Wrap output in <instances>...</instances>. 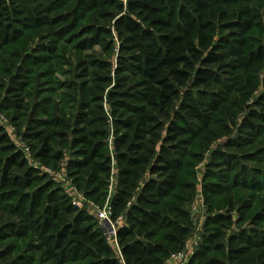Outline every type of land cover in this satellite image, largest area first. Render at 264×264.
I'll use <instances>...</instances> for the list:
<instances>
[{"label":"trees","instance_id":"trees-1","mask_svg":"<svg viewBox=\"0 0 264 264\" xmlns=\"http://www.w3.org/2000/svg\"><path fill=\"white\" fill-rule=\"evenodd\" d=\"M40 32L90 53L73 114L20 99L47 52H26ZM15 46L4 92L26 111L33 159L55 170L67 151L77 193L124 224L111 247L0 129V264H164L192 234L207 153V216L187 264H264V205L241 194L262 173L247 164L264 151V0H0V52Z\"/></svg>","mask_w":264,"mask_h":264},{"label":"rangeland","instance_id":"rangeland-1","mask_svg":"<svg viewBox=\"0 0 264 264\" xmlns=\"http://www.w3.org/2000/svg\"><path fill=\"white\" fill-rule=\"evenodd\" d=\"M122 1L125 2L126 0ZM66 40L68 41V39ZM66 40L62 41V43H58V41L48 39L44 36L43 32H40L35 35L34 41L29 44L31 49L26 51L28 54H32V50H36L40 47L46 48L47 52L40 55L42 60L34 67V75L29 81V86L24 91V95L20 97L21 100H24V108L33 109L35 106H39L37 109L40 111L43 110L42 105L48 103L50 104L49 106H55L66 114H73L74 110L72 108L71 100L73 99L74 86L78 82V77H76V65L85 55L90 53L75 51L72 46L67 44ZM18 50L19 46H15L0 52V129H2L8 136L10 142L15 148L24 154V157L31 167L37 168L46 173L49 178L63 190V193L71 201L73 206L93 218V221L96 222L97 226L103 231L108 244L115 248L112 241L113 236L111 234V229H109L105 223H97L94 216H92L93 208L96 206L85 200L80 193H77L72 186L71 181L66 176L65 164L70 157V154L67 151H64L63 159L57 169L53 170L51 168H45L33 159L31 151L29 150L30 148L27 145V142L23 139L22 135L26 124V119L23 114L26 111L19 109V107L13 108L12 106L7 105V95L4 92V86L7 84V77H5V74L11 69L12 64V58L9 55L16 54ZM95 52L98 51L95 50ZM261 92L262 89L259 90V93ZM259 93L257 92L254 94L252 100L254 98L256 99V96ZM225 141L226 139L217 141L212 148L215 149ZM261 146L264 148V142L261 143ZM262 154L263 155L260 157V161L257 164H247L248 168L255 167L262 172L258 183H256L258 184L257 187H255L254 190H246L241 193L244 200L253 203L255 208L264 205V151ZM209 156V153H207L204 161L195 168L197 190L194 200L189 205V209L194 203H197L198 206L203 203V197L201 195V180L205 173L206 163L209 161ZM115 174V168L113 167L109 183L108 198L114 193V187L116 184ZM206 216V207L203 203V207L200 209V214L196 215V222H194L195 224L193 223L192 234L185 244V246H187L185 251L188 253V256L184 264H187L201 240ZM233 217L235 218V215ZM113 224L118 228L122 226L124 222L119 220Z\"/></svg>","mask_w":264,"mask_h":264},{"label":"built area","instance_id":"built-area-1","mask_svg":"<svg viewBox=\"0 0 264 264\" xmlns=\"http://www.w3.org/2000/svg\"><path fill=\"white\" fill-rule=\"evenodd\" d=\"M202 207H203V203H201L199 206L197 205V203H194L190 207V215H191L192 223L196 222V215L200 214V209H202ZM92 212H93L92 216H94L97 223H105L109 227V229H111V234L113 236L112 241L114 247L117 248V241H116L117 228L110 220V208L108 206V203H106L105 206L102 208L94 207ZM185 248H187V246H185L181 252L170 255L165 260L164 264H184L188 256V253L185 251Z\"/></svg>","mask_w":264,"mask_h":264}]
</instances>
